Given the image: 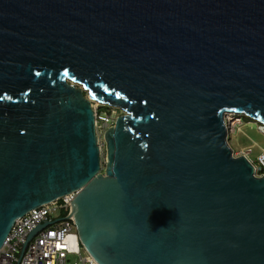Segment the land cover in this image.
Masks as SVG:
<instances>
[{"label": "water", "instance_id": "water-1", "mask_svg": "<svg viewBox=\"0 0 264 264\" xmlns=\"http://www.w3.org/2000/svg\"><path fill=\"white\" fill-rule=\"evenodd\" d=\"M93 101L124 112L104 164ZM229 113L264 126V0H0V250L77 191L98 264H264V177Z\"/></svg>", "mask_w": 264, "mask_h": 264}, {"label": "built area", "instance_id": "built-area-1", "mask_svg": "<svg viewBox=\"0 0 264 264\" xmlns=\"http://www.w3.org/2000/svg\"><path fill=\"white\" fill-rule=\"evenodd\" d=\"M95 116L96 126L100 123L104 130L114 123L107 113L99 115L95 110ZM249 153L235 156L244 155L250 161ZM251 163L255 176L264 177V151ZM77 193L70 192L15 219L0 250V264H98L81 246L70 218L71 202ZM43 223L51 224L27 241L29 234Z\"/></svg>", "mask_w": 264, "mask_h": 264}, {"label": "rangeland", "instance_id": "rangeland-1", "mask_svg": "<svg viewBox=\"0 0 264 264\" xmlns=\"http://www.w3.org/2000/svg\"><path fill=\"white\" fill-rule=\"evenodd\" d=\"M94 105V102H92ZM94 110L99 115L107 113L114 121L116 117L124 114V112L116 107L98 104L94 105ZM107 109V110H106ZM242 115L226 114L225 124L228 131V143L234 151V155L250 152L249 159L251 162H256L257 157L264 151V129L263 125L250 118V121H245ZM99 127V128H98ZM96 126L97 134L99 136V146L101 148V159L104 164L105 161V144L103 140L104 129L101 124ZM104 166V165H103ZM56 215H58L56 213Z\"/></svg>", "mask_w": 264, "mask_h": 264}, {"label": "bare ground", "instance_id": "bare-ground-1", "mask_svg": "<svg viewBox=\"0 0 264 264\" xmlns=\"http://www.w3.org/2000/svg\"><path fill=\"white\" fill-rule=\"evenodd\" d=\"M94 102V105L95 106H97L98 104H100V103H98V102H96V101H93ZM92 105H93V103H92ZM94 105H93V107H94ZM263 129H264V127H263Z\"/></svg>", "mask_w": 264, "mask_h": 264}, {"label": "trees", "instance_id": "trees-1", "mask_svg": "<svg viewBox=\"0 0 264 264\" xmlns=\"http://www.w3.org/2000/svg\"><path fill=\"white\" fill-rule=\"evenodd\" d=\"M107 110V109H106ZM243 119L245 120V121H250V119H248L247 117H243Z\"/></svg>", "mask_w": 264, "mask_h": 264}]
</instances>
